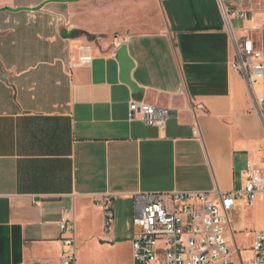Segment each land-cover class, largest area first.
I'll return each mask as SVG.
<instances>
[{
	"label": "crops",
	"instance_id": "crops-1",
	"mask_svg": "<svg viewBox=\"0 0 264 264\" xmlns=\"http://www.w3.org/2000/svg\"><path fill=\"white\" fill-rule=\"evenodd\" d=\"M155 2L154 31L95 17L91 0L0 5V264H60L62 219L74 222L75 264H133L134 231L114 220L127 226L135 194L206 192L216 201L242 189L246 170L264 169V72L249 96L231 67L218 0ZM236 7L245 17L231 20L233 32L253 41L264 64V0ZM132 99L167 108L164 128L131 120ZM105 196L107 235L95 203ZM248 208L237 203L225 226L234 264L251 260L264 231L246 233L244 218L232 226Z\"/></svg>",
	"mask_w": 264,
	"mask_h": 264
},
{
	"label": "built area",
	"instance_id": "built-area-1",
	"mask_svg": "<svg viewBox=\"0 0 264 264\" xmlns=\"http://www.w3.org/2000/svg\"><path fill=\"white\" fill-rule=\"evenodd\" d=\"M240 0H218L225 17L232 48L233 71L243 80L249 96L264 72L261 52L246 36H236L231 27L234 18L244 19L236 7ZM83 57L82 62H90ZM129 118L147 126L164 128L170 111L142 100L132 99ZM216 201L206 192L138 193L133 196V264H234L225 238L229 215L242 202L251 207L258 197L264 200V169L246 170L241 190L215 193ZM103 217V233L112 226L113 198L95 202ZM59 228L65 252L60 264H75L74 222L62 219ZM252 258L247 264H264V231L254 234Z\"/></svg>",
	"mask_w": 264,
	"mask_h": 264
},
{
	"label": "rangeland",
	"instance_id": "rangeland-1",
	"mask_svg": "<svg viewBox=\"0 0 264 264\" xmlns=\"http://www.w3.org/2000/svg\"><path fill=\"white\" fill-rule=\"evenodd\" d=\"M13 1L16 0H0V5L10 4ZM91 4L93 5L95 17L100 14L101 18L109 20L112 23L120 22L125 25L135 22L139 31H154L162 27L155 0H91ZM242 218L245 219L246 233L262 230L264 226V203H258L255 206L249 207L247 212L243 214L238 210L232 217V226H235V223L240 222ZM131 219L132 216L126 226L125 220L115 215L114 224L118 229L123 231L128 229V232H133L134 228L132 227ZM251 240L250 237H244L241 242L244 243L243 246H247V244L251 243ZM242 252H246L245 256H249L247 251ZM120 256L123 261H126L127 256L125 251H122ZM245 256L241 253L242 259Z\"/></svg>",
	"mask_w": 264,
	"mask_h": 264
},
{
	"label": "water",
	"instance_id": "water-1",
	"mask_svg": "<svg viewBox=\"0 0 264 264\" xmlns=\"http://www.w3.org/2000/svg\"><path fill=\"white\" fill-rule=\"evenodd\" d=\"M118 56H119V62H120L123 78L131 86V88L136 92L135 86L131 82H129V80L127 79V75H128L131 65L129 61L127 60L124 48H121L119 50ZM137 94H139L138 91H137Z\"/></svg>",
	"mask_w": 264,
	"mask_h": 264
},
{
	"label": "trees",
	"instance_id": "trees-1",
	"mask_svg": "<svg viewBox=\"0 0 264 264\" xmlns=\"http://www.w3.org/2000/svg\"><path fill=\"white\" fill-rule=\"evenodd\" d=\"M84 33H81L79 31H72L71 33L68 34L67 37H76V36H79V35H83ZM64 35H67V34H64ZM85 35V34H84Z\"/></svg>",
	"mask_w": 264,
	"mask_h": 264
}]
</instances>
